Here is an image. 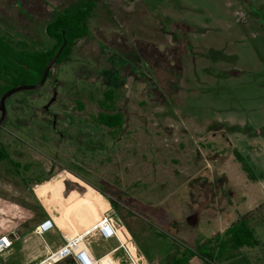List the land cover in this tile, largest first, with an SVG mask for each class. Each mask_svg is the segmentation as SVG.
<instances>
[{"label": "rangeland", "instance_id": "rangeland-1", "mask_svg": "<svg viewBox=\"0 0 264 264\" xmlns=\"http://www.w3.org/2000/svg\"><path fill=\"white\" fill-rule=\"evenodd\" d=\"M28 1L0 0V39L27 53L56 50L46 26L88 1L93 7L86 36L49 81L6 100L0 150L10 161H0V236L38 224L36 195L47 192L39 184L74 172L56 185L55 198L75 205L99 189L108 213L131 226L146 252L165 256L173 244L175 261L202 264L196 251L215 249L242 224L260 247L230 251L217 264H264V0ZM175 45L182 57L171 52L178 58L168 66L158 51ZM139 49L152 71L135 61ZM106 50L123 61L114 80ZM115 116L114 131L106 121ZM79 178L91 188L85 195L76 194ZM10 239L0 264L37 263L38 238L28 249Z\"/></svg>", "mask_w": 264, "mask_h": 264}, {"label": "crops", "instance_id": "crops-1", "mask_svg": "<svg viewBox=\"0 0 264 264\" xmlns=\"http://www.w3.org/2000/svg\"><path fill=\"white\" fill-rule=\"evenodd\" d=\"M52 130L54 131L56 129L53 128ZM68 173H65L63 178L61 179L58 178H56L55 180L50 179L47 183L39 184V187L43 186L45 189H47L45 195L43 196L36 195V198L41 205V210L43 213L42 219L39 221L38 224L34 225V227L27 232L19 231L21 227L19 228V226H16L17 230L13 228L10 234L11 236H9L10 238L13 239L14 244L18 240H21V243L25 245L26 248L28 245H30L31 242L34 243V241H32L31 239L32 235H34V237L40 240L37 246V248L38 247L40 248H38L39 251L37 250L39 255L35 259V262H37L36 264H40L46 258L49 252L55 251L56 249L61 247L65 237H70L84 232L85 230L90 228L94 223H96L100 218H102L104 215H108L111 218L113 225L117 230L121 239H122V235L124 236L125 240L123 239L122 240L125 241L127 244L128 252L130 254L131 259L127 257L126 253L123 250L121 249L116 250L118 245L116 240L114 239L104 240L99 235L92 234L91 236H89L87 240L88 249L93 258L99 259L100 261L105 258L102 262L103 264H162L163 262L165 264H183V262H185V259L183 260L182 258L176 261L174 260V257L176 258L178 254H180V251H178L179 249L178 250L174 249L173 244H171L172 249L165 256L164 255L162 256L158 252H153V251L146 252L143 249H141V247L135 242L133 233L131 231V226L128 223L125 224L124 222H122V220L116 214L110 215L108 213L110 212V210H112V206L110 201L106 199L105 197L106 194L102 193L99 189L97 190V188L91 189L89 187V183H87V181H85L82 178H79V180L82 181V183L85 185L87 189L88 188L91 189L93 194L92 198L90 199L88 197L87 199L79 198V202L76 203L75 205L73 204L70 205L65 201L63 202L58 201L54 195L55 194L54 188L56 187L57 184L63 183V180L68 182L71 181L68 177L69 176ZM52 188L54 193H52L51 191ZM87 189L78 188L77 190H79V193L76 192V194L85 195ZM71 194H73V192H71ZM41 198H45L46 202H43ZM246 217L248 216H243V219H246ZM47 218H51L54 222V229L51 232V236H52L51 240L53 241L51 243L46 242L44 237L40 238L34 232L35 228L43 220ZM178 225L179 224L176 223L175 227ZM91 243L99 244L102 247V251L100 253L96 252L92 248ZM256 247H260V243ZM242 248L250 249L253 247L244 246L239 249ZM195 254L197 255V251ZM106 257H108V259H106ZM198 258L200 259L199 256ZM68 261L73 263L72 260H68ZM214 264H217V262L215 261Z\"/></svg>", "mask_w": 264, "mask_h": 264}, {"label": "trees", "instance_id": "trees-1", "mask_svg": "<svg viewBox=\"0 0 264 264\" xmlns=\"http://www.w3.org/2000/svg\"><path fill=\"white\" fill-rule=\"evenodd\" d=\"M40 1L43 2V0ZM28 3H31V1L29 0ZM92 5V2L88 1L87 5L77 10L75 14L68 15L67 13H61L55 20L46 26L45 30L47 36L57 40L59 43L55 48L56 50H58L63 41H65V47L56 60V63H59L61 60L65 61L67 55L73 50L75 43L86 36L88 29L84 24V20L91 11ZM56 50L46 54L27 53L12 48L0 39V80L4 82L2 83L3 85H1L3 89L2 93L20 84L32 85L38 83L43 75L46 64L56 54ZM1 74L4 76L2 77ZM7 75L10 76L9 79L6 78ZM50 75L51 71L47 79ZM114 118V122L112 123L111 120L106 121L108 126L120 125L119 122H116L120 121V116H115ZM4 160L10 161L8 154L2 149L0 150V161ZM243 167L247 174H250L247 171L246 165L243 164ZM250 178L253 177L250 176ZM77 186L86 188L82 182L77 184ZM225 236L226 240L216 245L215 249L205 248L204 252L197 250V255L200 257L203 264H214L217 257H221L241 247H254L259 245L253 230L244 227L242 224L228 229L225 232Z\"/></svg>", "mask_w": 264, "mask_h": 264}, {"label": "built area", "instance_id": "built-area-1", "mask_svg": "<svg viewBox=\"0 0 264 264\" xmlns=\"http://www.w3.org/2000/svg\"><path fill=\"white\" fill-rule=\"evenodd\" d=\"M53 229V220L47 218L35 228L34 232L37 236L42 238L43 234L50 232ZM92 234L99 235L104 240H116L118 244L116 250H123L127 257L130 258L126 242L119 236L111 218L108 215H104L84 232L65 237L62 246L55 251L49 252L40 264H59L65 260H72L74 264H101L99 259L92 257L88 249L87 240ZM12 246L13 242L8 235L0 236V255L11 250Z\"/></svg>", "mask_w": 264, "mask_h": 264}, {"label": "flooded vegetation", "instance_id": "flooded-vegetation-1", "mask_svg": "<svg viewBox=\"0 0 264 264\" xmlns=\"http://www.w3.org/2000/svg\"><path fill=\"white\" fill-rule=\"evenodd\" d=\"M106 40V39H105ZM181 47H183V46H173V48L171 49V50H168V48L167 49H165V50H163L162 52H159L158 51V54H160V55H163V57L164 58H166V61H167V65L168 66H173V60H177V56H174V55H171V52L173 53H177V55H178V53L180 52V49H181ZM74 49V48H73ZM182 50V49H181ZM106 53H107V55L109 56L108 58H113L111 61H110V63H111V66L113 67V69H114V72H113V76H112V78H113V80L117 77V75L119 76V66L121 65V64H123V61L120 63V60H122V58H121V56L117 53V52H115V51H105ZM145 52L146 51H143V53L145 54ZM143 53H142V50L141 49H139V50H134L133 51V55H135V56H137L136 57V59H135V61L136 62H139L141 65V67H142V65H143V67L145 68V70L147 71V70H149V71H152V66L151 65H149V61H148V59H147V56H145V55H143ZM179 55L182 57V53L180 52L179 53ZM176 58V59H175ZM130 61H131V59H129ZM128 60V61H129ZM118 62V63H117ZM118 65H117V64ZM131 64V63H130ZM129 64V65H130ZM131 65H134V64H131ZM139 66V67H140ZM47 81H49V79L48 80H46V82ZM45 82V83H46ZM51 87L52 88H54L55 87V85L58 83V80L56 79V78H54L53 77V80H51ZM50 95L51 96H55V95H57L56 94V91L54 92H50ZM54 114V113H53ZM52 114V115H53ZM54 116H55V118H56V115L54 114ZM5 121H6V119H5ZM56 123V121H54V123L53 124H55ZM119 129V127L118 126H115V127H112V129L115 131L116 129ZM113 131V132H114ZM80 134H82L83 132H82V127H81V129H80V132H79ZM78 133V134H79ZM109 138V137H108ZM107 138V139H108ZM109 140H111L110 138H109ZM119 142V138L117 139V140H113V143L114 144H117ZM70 174H76V173H68V175H70ZM70 176H72V175H70Z\"/></svg>", "mask_w": 264, "mask_h": 264}, {"label": "water", "instance_id": "water-1", "mask_svg": "<svg viewBox=\"0 0 264 264\" xmlns=\"http://www.w3.org/2000/svg\"><path fill=\"white\" fill-rule=\"evenodd\" d=\"M64 47H65V41H63L62 45L60 46L56 54L46 64L44 71H43V75L38 83L32 84V85L20 84L2 93V95L0 96V126L3 123L5 116H6V108H5L6 100L10 97H13L16 93H19L22 91H36L42 88L47 80L49 72L51 71L53 66L56 64V60L58 59Z\"/></svg>", "mask_w": 264, "mask_h": 264}, {"label": "bare ground", "instance_id": "bare-ground-1", "mask_svg": "<svg viewBox=\"0 0 264 264\" xmlns=\"http://www.w3.org/2000/svg\"><path fill=\"white\" fill-rule=\"evenodd\" d=\"M122 239L125 240L123 235H122ZM104 259L101 260V264H103L102 262H103ZM106 259H108V257H106Z\"/></svg>", "mask_w": 264, "mask_h": 264}]
</instances>
